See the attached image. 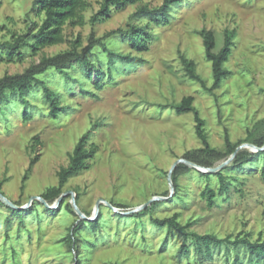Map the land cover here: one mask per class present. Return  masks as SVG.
Returning a JSON list of instances; mask_svg holds the SVG:
<instances>
[{
	"label": "rangeland",
	"instance_id": "1",
	"mask_svg": "<svg viewBox=\"0 0 264 264\" xmlns=\"http://www.w3.org/2000/svg\"><path fill=\"white\" fill-rule=\"evenodd\" d=\"M34 1L0 0V43L31 39L41 23ZM163 1L138 0L93 25L103 0H90L85 24L66 25L63 43L36 54L25 48L13 59L0 47L3 78L70 50L77 40L85 47L92 34L105 45L90 57L97 72L73 61L64 72L52 68L38 75L64 107L58 118L50 114L43 85L25 100L9 93L0 103V264H264L234 245L214 248L203 260L192 239L190 254L182 255L183 235L152 222L178 213L180 223H190L189 230L198 234L264 239V161L239 154L257 153L245 147L230 156L226 143L227 136L237 148L264 141V0H181L164 25L135 16L139 6ZM129 25L147 29L148 51L135 50L123 33H112ZM202 29L214 32L216 52L227 30L236 33L226 63L231 75L213 91L187 75L180 57L182 52L193 60L207 87L213 86ZM108 50L145 62L112 60ZM187 96L194 97L209 142L223 157L203 151L193 112L173 108ZM84 135L93 151L89 167L68 179L62 200L49 203L51 209L41 196L59 185L58 173ZM185 156L210 167L231 158L222 171L226 189L216 174L206 178L198 170L178 177L175 194L169 173ZM209 188L216 194L213 206L205 195ZM154 197L164 199L147 213L135 211ZM99 220L97 228L83 223L71 247L72 227Z\"/></svg>",
	"mask_w": 264,
	"mask_h": 264
},
{
	"label": "trees",
	"instance_id": "2",
	"mask_svg": "<svg viewBox=\"0 0 264 264\" xmlns=\"http://www.w3.org/2000/svg\"><path fill=\"white\" fill-rule=\"evenodd\" d=\"M90 0H35L33 10L36 12L38 17H41V23L36 26V30L33 33L30 40H24L21 36L14 42H4L0 43V47L6 48V54L13 59L15 56L22 57L23 49L29 48L33 53L39 52L49 46L57 45L65 41V27L68 24L81 26L85 24L84 12L88 7ZM138 0H103L100 10L91 18V23L95 25L98 21H103L113 11V9H124L129 4H134ZM181 0H164L160 6L150 7L149 5H141L135 12V16L141 18H149L156 25L166 24L171 16L172 9L176 7ZM123 33L122 35L129 38L133 44V48L139 52L148 51L151 43V36L146 28L139 27L137 25H129L127 30L122 31L120 29L112 33ZM200 36L203 38V43L205 47L206 58L212 64V72L214 83L211 88H208L205 80L197 73L196 63L189 59L184 53L180 52V57L187 75L202 84V86L209 91L221 86L223 81L231 75V71L226 68V63L229 61L230 56L233 51L235 31H226L225 41L222 48L216 52V37L212 30L202 29L199 31ZM101 44L105 46L102 42L95 39L94 34L91 35L89 43L87 46L82 47L79 40L74 42V46L67 51L58 53L53 56H43L39 63L31 65L23 73L5 75L0 78V103L3 102L9 93H14L19 95L23 100L25 96L30 94L36 86L43 85L46 98L50 103V114L53 118H58L59 114L64 111V107L60 104L58 97L55 92L50 88L45 87L44 83L38 78V75L47 72L49 69H56L60 72H64L65 69L73 61H76L82 67L88 69L91 72H97L95 64L90 59L91 55L95 52L96 47ZM81 48V49H80ZM110 58L114 60L117 56L123 62H128L131 64L144 63L145 60L141 56H135L131 54H119L112 50H108ZM194 97L187 96L182 99L178 104H175L173 108L177 113H189L193 112L196 118V131L199 138L204 144L203 151L212 155H216L221 158L224 154L216 151L212 148L208 136L205 130V121L200 116L198 110L194 106ZM29 119L31 116L26 114L25 116ZM226 143L228 152L227 154L232 156V154L237 150L238 145L231 143L229 137H226ZM254 145L258 147H264V141H259ZM93 151L87 147V135L80 138L79 142L76 144L73 153L70 156V163L67 167L61 168L58 173L59 185L47 190L45 194L41 197L48 203H51L59 199L63 195V187L67 183L68 179L89 167V159L92 156ZM241 155H251V157H262L264 161V150L257 152L256 154H250L248 151L240 152ZM185 159L191 162H195L199 166L210 167V164L203 162H198L185 156ZM248 160L244 159L242 163H246ZM224 169V168H223ZM223 169L211 174V173H201L197 169L193 170L185 164H179L173 172V184L175 187V194L179 191V181L178 177L190 173L192 171L199 172L203 177L210 178L213 175H217L222 181V188L226 189L225 180L226 177L223 174ZM262 176L264 177V163L262 166ZM2 189V183L0 182V190ZM207 199L210 206L215 204V191L211 188L208 189ZM158 202L154 201L153 205L148 206L144 209V213L152 210L154 205ZM179 214L176 213L171 217H166L163 219L152 218V222L160 228H168L170 231H178L184 237L183 244L181 246L180 253L183 255H189L191 248L189 246V240L194 241L195 249L197 250L198 257L206 260L211 257L213 249L221 247L222 245H234L235 247L246 248L252 257H255L259 262L264 259V239H259L252 241L246 235H238L235 239L232 236H227L225 238H220L215 234H198L196 232L190 231V223L181 224L178 220ZM10 218L7 219V226L9 225ZM91 222L93 228L99 226V221H84L78 224L76 227L71 228L70 238L71 247L75 246L78 242V237L74 236L75 232L79 231L83 223L87 224ZM88 225V224H87ZM238 264V261H237Z\"/></svg>",
	"mask_w": 264,
	"mask_h": 264
},
{
	"label": "water",
	"instance_id": "3",
	"mask_svg": "<svg viewBox=\"0 0 264 264\" xmlns=\"http://www.w3.org/2000/svg\"><path fill=\"white\" fill-rule=\"evenodd\" d=\"M242 147H249V148H251L252 151H257V152H259V151H261V150H264V147H258V146L254 145V144H244V145H242L241 147L237 148V150L232 154V156L234 157V156L238 153L239 149H241ZM230 160H231V158H229L228 160L224 161L222 164H220V165L217 166V167H210V168L205 167V168H204V167H201V166H199V165H197V164H195V163H193V162H191V161H188V160H186V159H180V160H179V161L173 166L172 170L170 171V173H169V178H170L171 180H173V171H174V169L176 168V166H177L179 163H184V164H186V165H188V166H190V167H192V168H194V169H197V170H199V171H201V172H203V173H216V172L222 170V169H223V168L229 163ZM0 196L3 197L2 195H0ZM62 198H63V196H61V197L57 200V203H59V202L62 200ZM160 199H164V198H162V197H154V198L151 199L149 202H147V203L143 204L142 206L136 208L135 211H139V210H142V209H146V208H147L148 206H150L154 201H157V200H160ZM41 200H42V201H43V202H44L49 208H51V209L54 208V207H51V206L49 205V203H48L46 200H44L43 198H41ZM9 204L12 205V206H14L11 202H9ZM99 205H100V202L97 203V206H96L97 209L99 208ZM17 208H21V207H17ZM77 210H78L79 214L84 215V214H83L78 208H77Z\"/></svg>",
	"mask_w": 264,
	"mask_h": 264
},
{
	"label": "bare ground",
	"instance_id": "4",
	"mask_svg": "<svg viewBox=\"0 0 264 264\" xmlns=\"http://www.w3.org/2000/svg\"><path fill=\"white\" fill-rule=\"evenodd\" d=\"M245 148H247L248 150L252 151L251 148H249V147H245ZM253 152H257V151H253ZM230 162H231V161H230ZM230 162H229V163H230ZM201 167H203V166H201ZM204 168H205V167H204ZM95 210H96V208H95ZM95 212H97V210H96Z\"/></svg>",
	"mask_w": 264,
	"mask_h": 264
}]
</instances>
